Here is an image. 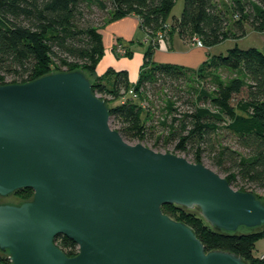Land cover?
<instances>
[{
    "label": "water",
    "instance_id": "95a60500",
    "mask_svg": "<svg viewBox=\"0 0 264 264\" xmlns=\"http://www.w3.org/2000/svg\"><path fill=\"white\" fill-rule=\"evenodd\" d=\"M0 252L11 264H246L206 251L162 211L198 208L227 233L264 227V202L202 162L129 143L81 69L0 84ZM58 235L74 241L67 256Z\"/></svg>",
    "mask_w": 264,
    "mask_h": 264
},
{
    "label": "trees",
    "instance_id": "16d2710c",
    "mask_svg": "<svg viewBox=\"0 0 264 264\" xmlns=\"http://www.w3.org/2000/svg\"><path fill=\"white\" fill-rule=\"evenodd\" d=\"M103 1L0 0V84L28 82L52 68L95 73L104 50L99 29L126 14L136 15L148 36L168 23V32L196 36L205 47L244 37L247 24L264 30V0H229L225 5L182 0L177 17L171 15L177 0H106L110 9L97 22L91 15L94 6L107 9ZM155 47L148 44L134 83L124 69H108L91 80L93 93L108 105L111 127L129 143L172 145L192 155V162L207 158L237 190L264 189V53L235 45L192 69L153 62ZM207 68L232 75L225 80L209 76ZM155 95L162 103L158 117ZM14 193L33 194L29 188ZM162 211L189 225L206 251H231L246 264H264L253 254L264 227L227 233L210 226L196 207L165 204ZM55 242L67 256L78 252L66 236L58 235ZM0 264H11L7 254L0 252Z\"/></svg>",
    "mask_w": 264,
    "mask_h": 264
},
{
    "label": "crops",
    "instance_id": "0c3cea01",
    "mask_svg": "<svg viewBox=\"0 0 264 264\" xmlns=\"http://www.w3.org/2000/svg\"><path fill=\"white\" fill-rule=\"evenodd\" d=\"M136 26L141 28L137 16L126 14L106 23L99 29L104 50L95 66L94 78L104 74L108 69H124L128 73L130 82L134 83L137 80L143 54L148 46L146 38L148 35L143 31V37L138 41H134L137 31ZM248 29L253 30L250 26H248ZM259 33L264 34V30L259 31ZM189 41L192 40L182 37L177 29L171 30L165 36L158 38L157 47L152 53V61L196 69L210 54H214L212 49L215 46H198ZM126 52H129L130 55H125ZM263 239L264 237L256 241L255 248L258 247L264 250Z\"/></svg>",
    "mask_w": 264,
    "mask_h": 264
},
{
    "label": "rangeland",
    "instance_id": "374dc122",
    "mask_svg": "<svg viewBox=\"0 0 264 264\" xmlns=\"http://www.w3.org/2000/svg\"><path fill=\"white\" fill-rule=\"evenodd\" d=\"M229 0H219V4L220 5H225L228 3ZM103 5L107 6V9H103L100 6H94V10H93V14L91 16H93V20H96L97 22L101 21L102 15L108 10L110 9V4L104 0ZM182 9V0H177L174 8L171 11V15L172 16H179L180 12ZM136 23V22H135ZM248 26H250L249 24H247V33L244 37L238 39V40H232V39H227L224 42L216 45L212 51L214 52V54H225L227 52L228 48H231L233 46H238L239 48H248V47H256L258 48L260 51H262L264 53V34L259 33L258 31H254L252 29H248ZM252 27V26H250ZM137 31H136V35L134 37V41H138L143 37V30L139 27L136 26ZM253 28V27H252ZM170 29H167L166 31H157L156 34L154 36H146L147 38V42L148 44H155L156 43V47H157V41L158 38H161V36H165L166 33L169 31ZM261 32V31H260ZM145 38V39H146ZM190 40H192V38H190ZM154 42V43H152ZM190 43L193 41H189ZM138 45V43H137ZM136 46V45H135ZM155 47V48H156ZM154 48V49H155ZM56 68H52L49 72H54L56 71ZM85 73L87 74V76L89 78H91V80L94 78V74L95 73H90L89 71H85ZM204 73L209 75V76H214V77H218L221 79H228L232 74L231 72L225 70V69H220V70H213V69H205ZM203 83L204 81L201 80ZM164 92V90H163ZM155 98L152 99L153 100V104H154V111H155V115L156 117H158L161 114V106L162 103L160 102L159 98L157 97V95L154 96ZM146 106V102H143ZM135 142H132V144H134ZM142 144H144L145 146L152 148L156 151H160V152H170V153H174L180 156H184L185 158H187L189 161H192V155H187L185 153H181L178 151H175V149L173 148L172 145L167 146V147H163V148H158V147H154L151 143H146V142H141ZM202 163L205 164L207 167L213 169L215 172L219 173L222 177L226 176V173L222 172L221 170H219L216 166H214L213 164H211V162L209 161V159L207 158H203L202 159ZM235 189V188H234ZM246 191H250L252 193H254L256 196H259L261 198V200L264 201V189H256L253 187H248ZM32 196V194H26V193H22V194H18V193H14L6 198H0V200H12L15 202H19L22 200L27 199L28 197ZM246 229H243V231H245ZM262 242L264 243V239L262 240ZM253 254L256 257H260L262 254V256H264V250L261 248H255L253 250ZM261 256V258H262Z\"/></svg>",
    "mask_w": 264,
    "mask_h": 264
},
{
    "label": "built area",
    "instance_id": "2783aa9c",
    "mask_svg": "<svg viewBox=\"0 0 264 264\" xmlns=\"http://www.w3.org/2000/svg\"><path fill=\"white\" fill-rule=\"evenodd\" d=\"M169 28V24L168 23H164L163 24V30L162 31H164V30H167ZM192 41H193V43L195 44V45H198V46H202V43H201V41L199 40V38L198 37H196V36H194V37H192ZM152 43H154V42H152ZM130 93H132V91H129ZM97 95V94H96ZM98 96V95H97ZM99 97V96H98ZM262 256V255H261ZM262 258H264V256H262Z\"/></svg>",
    "mask_w": 264,
    "mask_h": 264
}]
</instances>
